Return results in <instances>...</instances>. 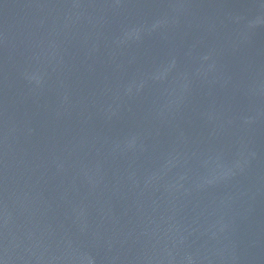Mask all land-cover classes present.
<instances>
[{"label":"water","instance_id":"water-1","mask_svg":"<svg viewBox=\"0 0 264 264\" xmlns=\"http://www.w3.org/2000/svg\"><path fill=\"white\" fill-rule=\"evenodd\" d=\"M0 264H264V0H0Z\"/></svg>","mask_w":264,"mask_h":264}]
</instances>
